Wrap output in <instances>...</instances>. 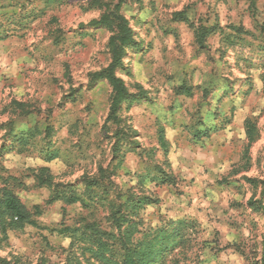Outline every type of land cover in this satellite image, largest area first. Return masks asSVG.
Segmentation results:
<instances>
[{
    "label": "rangeland",
    "instance_id": "374dc122",
    "mask_svg": "<svg viewBox=\"0 0 264 264\" xmlns=\"http://www.w3.org/2000/svg\"><path fill=\"white\" fill-rule=\"evenodd\" d=\"M114 7L135 41L116 70L135 97L119 112L130 139L118 152L106 123L111 89L92 82L110 63L111 33L89 25ZM263 164L264 0H0V185L32 221L0 229V257L87 264L63 229L94 223L116 234L114 211L129 219L121 204L147 197L133 239L194 223L164 264H261L264 211L248 201H264ZM156 166L171 185L142 180ZM83 180L95 182L94 200H51L69 185L83 193Z\"/></svg>",
    "mask_w": 264,
    "mask_h": 264
},
{
    "label": "trees",
    "instance_id": "16d2710c",
    "mask_svg": "<svg viewBox=\"0 0 264 264\" xmlns=\"http://www.w3.org/2000/svg\"><path fill=\"white\" fill-rule=\"evenodd\" d=\"M174 16L180 15L175 14ZM178 21L186 22L187 20L180 16ZM89 25L103 27L111 33L107 44L110 63L107 67L92 75V82L96 84L105 81L111 89L110 106L106 123L115 126L113 137L116 139V147H114V150L118 152L130 139L129 131H126L127 127L121 126L122 118L119 112L122 104L133 101L135 97L128 91L123 80L117 77L116 70L122 67L125 50L135 44L134 33L118 7L108 9L98 20H92ZM234 29L238 32L237 28ZM201 43L202 40L200 41ZM213 131L215 130L207 129L200 133H194L193 136L195 138L208 137ZM157 134L160 147L163 152H166L167 142L162 130L159 129ZM247 135L250 140L253 138L254 131L252 125H248ZM15 138L20 143L26 141L23 135L18 138L15 135ZM49 154L51 156L50 160L53 159L55 153ZM155 170L158 172V175L146 174L142 180H149L150 182H154L155 185H171L173 183V177L170 173L164 172L158 166L155 167ZM38 179L43 183L47 182L51 184L48 175L42 170ZM77 184V186L79 184L83 185V193H79L78 187L69 185L68 190L56 191L51 200H61L67 204H75L82 202L84 195L87 196L88 200H94V189H92V186L95 185V182L83 180ZM256 184L261 185L264 191V176L260 181H256ZM56 188L58 189L59 187L56 185ZM261 196L262 198L264 197V192H262ZM151 202V199L147 197H138L135 200L131 199L121 204V206L125 205L126 208L131 210V215L129 219L124 218L129 213L127 211H123L124 213H122V207L114 211V214L118 216H113L114 218L117 217L114 220L116 234L113 231L102 233L94 227V223H89L78 229L66 228L63 229V232L71 238V246L76 248V252L79 253L78 257L82 258L87 264H94V260L102 262V264H164L167 257L172 254L177 246L186 242L187 239L184 237L183 231L188 228H194V223L186 220L170 221L153 233H142L139 238L133 239V236L138 233L133 220L134 215ZM248 207L254 211H264V201L261 199L258 201L249 200ZM30 219L31 216L27 209L13 191L6 185H0V229L4 232L7 229L14 230L21 228L25 224H30L32 222ZM82 263V261L76 258V264ZM0 264L15 263L12 260L0 257ZM261 264H264V255L262 256Z\"/></svg>",
    "mask_w": 264,
    "mask_h": 264
}]
</instances>
